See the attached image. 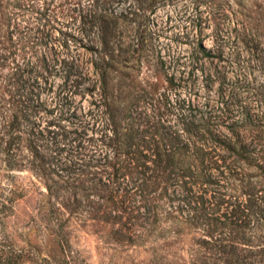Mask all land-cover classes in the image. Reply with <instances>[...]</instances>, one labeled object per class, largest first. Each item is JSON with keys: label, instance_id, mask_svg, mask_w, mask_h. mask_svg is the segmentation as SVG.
<instances>
[{"label": "trees", "instance_id": "obj_1", "mask_svg": "<svg viewBox=\"0 0 264 264\" xmlns=\"http://www.w3.org/2000/svg\"><path fill=\"white\" fill-rule=\"evenodd\" d=\"M108 3L95 0L76 27L79 35L67 31L64 40L66 49L72 36L97 54L105 106L99 128L84 120L69 129L61 123L69 118L64 116L44 124L41 113L52 115L54 109L48 110L41 98L43 71L19 63L6 70L0 57V84L11 89L9 99L0 98V146L9 167L27 160L45 180L51 201L70 216L87 214L93 227L107 229L117 242L143 243L153 234L171 247L183 234L193 240V264H264V187L249 182L243 196L226 190L229 179L244 181L239 175L247 174L246 165L264 172V153L254 154L256 141L246 130L259 126L254 115L241 106L240 118L225 133L219 130L223 124L213 121L219 112L212 114L208 104L196 105L177 94L173 100L170 94L159 98L144 90L128 105L116 101V90L109 91L107 56L129 53L131 46L121 40V16ZM66 53L59 63L44 59L45 70L60 64L57 71L71 81L72 94L93 91L85 85L88 72ZM202 53L216 57L212 48L202 46ZM155 65L166 71L160 56ZM169 81L172 89L181 85L173 76ZM156 98L164 108L148 112L138 103ZM21 257L0 244V264H20ZM154 262L167 264L158 255Z\"/></svg>", "mask_w": 264, "mask_h": 264}, {"label": "rangeland", "instance_id": "obj_2", "mask_svg": "<svg viewBox=\"0 0 264 264\" xmlns=\"http://www.w3.org/2000/svg\"><path fill=\"white\" fill-rule=\"evenodd\" d=\"M94 1L0 0L1 60L6 70L19 63L43 71L40 82L46 89L41 98L48 110L54 109L52 115L41 113L44 124L64 116L69 118L61 123L69 129L84 120L91 127L102 126L105 106L102 77L94 64L97 54L72 36H67L70 48L64 46L65 32L79 35L76 27ZM103 1L121 16L120 38L131 46L129 53L107 56L112 65L109 91L116 90V101L128 105L135 93L144 90L159 98L170 94L173 100L177 94L196 105L208 104L212 114L219 112L221 117L213 121L221 122L219 130L225 133L226 126L240 118L241 106H247L259 125L246 129L256 141L251 148H257L254 154L264 153V89L259 87L264 84V0ZM202 46L212 48L216 57H204ZM69 51L88 72L91 79L85 85L93 91L72 94L71 81L57 71L60 64L57 70H45L44 59L59 63ZM159 56L166 71L155 65ZM170 76L181 85L172 89ZM0 85V98L9 99L10 87ZM138 103L148 112L164 108L157 98ZM23 163L10 168L0 146V244L21 252L20 264H156L157 255L167 264H193L190 236L180 235L171 247L158 243L153 234L143 243L117 242L107 229L93 227L87 214L70 216L51 201L45 180L30 169L27 160ZM243 172L247 174L239 176L244 181L229 179V193L243 196L249 182L264 187L259 167L246 165Z\"/></svg>", "mask_w": 264, "mask_h": 264}]
</instances>
